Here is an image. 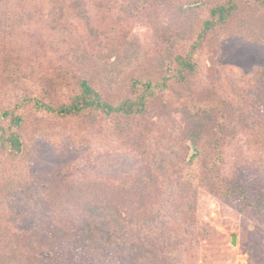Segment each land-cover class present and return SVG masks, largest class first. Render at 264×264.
<instances>
[{"label":"rangeland","instance_id":"rangeland-1","mask_svg":"<svg viewBox=\"0 0 264 264\" xmlns=\"http://www.w3.org/2000/svg\"><path fill=\"white\" fill-rule=\"evenodd\" d=\"M185 1L165 0L150 18L128 21L127 33L109 31L110 20L101 14L96 32L108 34L103 42L88 37L94 30L87 25L71 26L64 34L66 44L27 54L16 73L14 68L8 71L6 84L0 82V111L39 89L52 96L61 94L69 83L84 76L109 99L127 93L134 76L158 80L176 49L173 42L178 37L190 38L201 17L195 10H184ZM208 40L201 54V71L188 82L173 83L160 92L146 119L126 121L90 114L62 118L30 109L21 129L24 154L13 159L0 152V179L15 178L8 192L11 205L72 207L84 204L92 192L105 191L113 195L109 202L119 203L122 209L132 207L133 213L139 207L142 210L134 218H147L157 205H147V211L145 205L134 204L144 182L133 185L130 178L141 170L143 175L150 172L159 181L164 176L167 180L169 169L160 170L157 163L187 159L190 150L185 140L191 133L205 144L202 161L212 159L221 121L216 105L221 99L228 102L229 125L220 175L247 188L250 201L260 197L264 201V127H258L259 122L264 126V14L245 9L240 20ZM253 72L263 83L261 87L245 81ZM193 103L205 112H194ZM163 182L162 186L154 184L153 193L166 188ZM56 189L60 193L55 203L52 195L47 199L33 196L39 190L54 193ZM209 190L201 187L194 198L189 192L188 208L175 201L176 207L191 212L188 217L205 230L182 235L188 247L187 264H264V205L262 210L247 205L240 196L226 201ZM26 209L15 224L32 231L37 219L33 208Z\"/></svg>","mask_w":264,"mask_h":264},{"label":"trees","instance_id":"trees-1","mask_svg":"<svg viewBox=\"0 0 264 264\" xmlns=\"http://www.w3.org/2000/svg\"><path fill=\"white\" fill-rule=\"evenodd\" d=\"M164 1L0 0V66L3 68L0 70V82L6 84L8 71L10 74L14 68L16 73L18 64L27 54L36 55L49 45L66 44L65 32L80 24L78 22L94 30L88 36L90 39L103 42L108 34L96 32L98 16L104 14L110 20L109 31L123 30L127 33L130 30L128 21L150 18ZM183 6V9L195 10L201 17L190 38L183 41L178 37L173 42L176 49L158 80L134 76L128 92L116 99H109L96 83L85 76L76 83H69L67 91L61 94L52 93V96L43 89L27 94L0 111V152H7L13 159L24 154L26 143L21 129L30 109L62 118L90 114L121 117L126 121L146 119L152 109L150 104L160 92L169 90L173 83L188 82L201 71V54L213 33L240 20L245 9L264 14V0H186ZM104 48L109 50V47ZM54 51L57 50L52 48ZM256 76L257 73L253 72L245 81L261 84V87L263 83L255 79ZM227 104L221 99L216 105L221 121L212 146L215 149L212 159L202 161L205 144L191 133L192 137L185 140L190 150L187 159L173 160L170 164H164V161L157 163L156 168H168L170 171L168 179L163 178L165 189L159 187L153 193L154 184H161L163 180L159 181V177L150 172L143 175L138 170L130 178L133 185L144 182L140 198L138 195V202L134 204L145 205L147 211L150 209L147 205H157L145 219L134 218L141 208H136L137 213H133L132 207L119 208V203L109 202L113 195L105 191L92 192L84 204L72 207L11 205L8 192L14 188L15 178L10 181L0 179V264H187L188 247L182 235L186 232L197 235L205 231L203 225L188 217L191 212L184 208L190 205L189 192L194 198L201 187H206L226 201L240 196L247 205L263 209L261 197L250 201L247 188L220 175L224 136L229 125ZM192 105L194 112H205L201 106ZM259 124L258 127H264L263 123ZM258 127L255 128L260 129ZM58 193L60 190L58 192L57 189L54 193L39 190L33 196L47 199L52 195L55 203ZM175 201L183 203L184 207H176ZM26 208H33L37 219L32 231L15 224L16 218L24 216Z\"/></svg>","mask_w":264,"mask_h":264}]
</instances>
